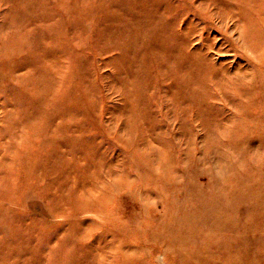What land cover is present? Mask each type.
<instances>
[{
  "label": "rangeland",
  "instance_id": "374dc122",
  "mask_svg": "<svg viewBox=\"0 0 264 264\" xmlns=\"http://www.w3.org/2000/svg\"><path fill=\"white\" fill-rule=\"evenodd\" d=\"M0 264H264V0H0Z\"/></svg>",
  "mask_w": 264,
  "mask_h": 264
}]
</instances>
